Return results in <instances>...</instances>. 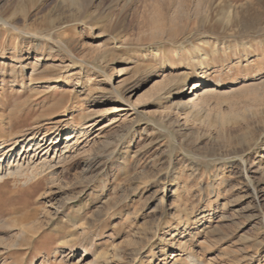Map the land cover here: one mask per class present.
Returning <instances> with one entry per match:
<instances>
[{"label":"rangeland","instance_id":"obj_1","mask_svg":"<svg viewBox=\"0 0 264 264\" xmlns=\"http://www.w3.org/2000/svg\"><path fill=\"white\" fill-rule=\"evenodd\" d=\"M0 21L34 36L0 22V150L46 135L38 168L92 114L52 173L0 183V264H264V0H0Z\"/></svg>","mask_w":264,"mask_h":264},{"label":"bare ground","instance_id":"obj_2","mask_svg":"<svg viewBox=\"0 0 264 264\" xmlns=\"http://www.w3.org/2000/svg\"><path fill=\"white\" fill-rule=\"evenodd\" d=\"M70 2L74 3L75 0H69ZM23 12V11H21ZM26 15L27 13L24 11L23 12V18L24 20L26 19ZM6 19V18H5ZM4 20V19H3ZM11 21V20H10ZM1 22V21H0ZM89 22V21H88ZM2 25L4 26V28L9 31V32H16V33H19V34H22V35H25L27 37H30V38H34V36H32V34H29V33H22L21 31H19V29L17 27H15L14 25H12L9 21H2L1 22ZM87 23V22H85ZM92 24V23H91ZM64 25V24H63ZM88 25V23H87ZM250 25V24H249ZM252 27V26H251ZM64 27H60V29H63ZM256 28V27H255ZM259 29V28H258ZM59 30V29H58ZM263 30V28H262ZM244 31V30H243ZM242 31V32H243ZM264 31V30H263ZM258 32V31H257ZM52 33V32H51ZM50 33V34H51ZM59 35H60V32H59ZM36 37V36H35ZM60 37V36H59ZM60 39V38H59ZM44 42L41 44L42 46H44V43L45 44H51L53 45L52 47H54V50L56 51L57 54H67L68 55V51H65V48H64V45H63V39L61 41L59 40H55L52 38V36H47L45 37V39H43ZM36 43H35V47H36V50H40V45L38 43L37 40H35ZM40 42H41V39H40ZM67 42H71V40H66V43ZM71 44V43H70ZM68 45V44H67ZM215 41H213L212 39H208L206 40L205 42H203V44L201 45L202 47H198L194 50V56H191V59L190 61L192 63H195V64H201L205 59H206V50L210 47H212L213 49V53H216L217 50L215 48ZM250 45L247 44L246 46L244 45H237L235 47H233L232 49L234 50V52L236 51V54H239L240 52L243 53L244 56H246V48H248ZM252 46V45H251ZM49 48L50 51H53V48ZM66 47V46H65ZM44 48V47H43ZM250 48V47H249ZM230 49V48H228ZM69 50V49H68ZM54 52V51H53ZM172 54V53H171ZM173 54H176V51L173 52ZM188 55H190V53H188ZM17 58H20V56H18ZM16 58V59H17ZM13 59V58H12ZM15 59V57H14ZM15 59V60H16ZM56 59V57H52V60L47 63V69H54L56 68L57 66H55L52 62H54V60ZM162 59H167V57H162ZM32 74L35 72V68H36V64H33L32 65ZM35 66V67H34ZM4 67V66H3ZM259 67V66H258ZM10 68V67H9ZM14 69V68H12ZM11 69V70H12ZM10 70V72H12ZM220 71V70H219ZM204 73V72H202ZM16 75V74H15ZM217 76H219V74H217ZM13 77V75H12ZM252 77V76H251ZM54 79V78H53ZM33 80H34V76H33ZM33 80H30V81H33ZM57 79H55V81L53 83H57L56 81ZM182 80H183V83L184 85H186V82L188 81V76L185 75L182 77ZM252 80V79H251ZM200 81V78L199 76L196 78V82H199ZM220 81H218L217 83H219ZM40 83L42 84L43 82L40 80ZM217 83L213 82L211 86H216ZM198 86L194 85L193 88H197ZM210 92V90H209ZM114 93V92H112ZM85 96V95H84ZM87 96V95H86ZM83 100V99H82ZM63 102V101H62ZM180 105H178L179 107ZM81 117V116H80ZM92 117V114L91 113H88L87 114H84L82 115L81 119H82V122L84 121V123H82L79 127L77 128H74V126H72L70 124V128L68 129V134H67V138H66V144L63 148L59 149V143L57 142L59 140V134L60 132L57 130L55 132H57V135L56 137L51 141V143L53 144V147H52V151L50 154H52V156H48L47 158H49V160H42L41 163L38 165V168H37V165H35V161H34V154L36 155H39L40 153H42L44 151V147L46 145V143H44L46 141V135H44L43 137H41V139H33V138H27V139H24L23 137H14L12 139V142L11 144L8 146V148L5 150L1 149L0 152H2V155L1 156H4V155H8L10 152H15L17 150H15V147L16 145L18 144V142H20V144H22V148L20 149V151L18 152V154L16 155V163L15 165L12 167L9 166L11 164V160H12V157L14 156V154H11V155H8L9 156V160H8V165L6 167H1L0 168V183L3 181L5 182V180L9 179V178H18V177H23V173L25 171H28L29 169H33V168H36V169H39L40 170V173H43L44 171H47L49 170V173H52L51 169L53 168V166L55 164H58V163H61L66 157H67V153H69L70 151H72L74 148H75V144H77V139H75V136L74 137H71V135H73L74 133H76V138H78L79 135H85V133H87V131L89 130L87 127L89 124H92L91 121L89 120L90 118ZM96 125V123L94 124ZM74 138V139H73ZM23 146L24 149H23ZM71 147V148H69ZM33 149V152L34 154L30 157V159H25L26 158V155L24 154L25 153H28L30 152V150ZM23 150V153L21 152ZM50 150V149H49ZM48 150V151H49ZM48 151H46L43 155H47L48 154ZM25 155L23 157V160L25 159V163L23 162H18V157L19 155ZM14 159V158H13ZM54 163V164H53ZM91 168L90 166L87 167V170L89 171ZM246 171L247 170H243V174H244V177L246 175ZM93 172V171H92ZM90 178V177H89ZM23 179V178H22ZM28 179H30L28 177ZM16 181V180H15ZM251 195H253V197L255 198L256 197V193L254 191V188L251 187ZM183 221L182 220H179V224H181ZM184 225H186L185 222H183ZM170 244H175L176 246H178L180 249L182 250H185L186 249V244L185 242H178L176 240V237L171 236V239H170ZM150 241V239L148 238L145 243L148 244V242ZM140 250L139 249H134L132 252H131V259L129 260L130 263L131 262H134L136 259H138L140 257ZM192 264H196L195 263V260H192Z\"/></svg>","mask_w":264,"mask_h":264}]
</instances>
